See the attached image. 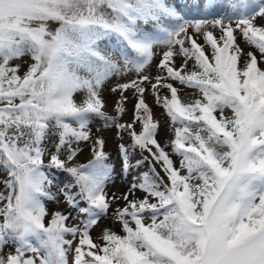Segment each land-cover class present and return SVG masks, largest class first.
Listing matches in <instances>:
<instances>
[{"label":"snow or ice","instance_id":"obj_1","mask_svg":"<svg viewBox=\"0 0 264 264\" xmlns=\"http://www.w3.org/2000/svg\"><path fill=\"white\" fill-rule=\"evenodd\" d=\"M0 264H264V0H0Z\"/></svg>","mask_w":264,"mask_h":264},{"label":"rangeland","instance_id":"obj_2","mask_svg":"<svg viewBox=\"0 0 264 264\" xmlns=\"http://www.w3.org/2000/svg\"><path fill=\"white\" fill-rule=\"evenodd\" d=\"M129 95V102L127 104V113L123 116V119L121 122H126V121H130L132 118V109H133V104H134V98L132 97L131 93L128 94ZM115 99V97L108 95V101H109V110H111L112 107V101ZM148 103L150 105H152V98L149 96L148 98ZM154 110V115L157 118L160 119H164L163 117H161V109L158 108H153ZM93 133L94 135H102L105 139H106V147H105V151L108 152L110 154V162L114 164L115 169H116V178H115V182L113 184H110L109 190L110 191H122V190H126L127 184L126 181L121 173V169H120V164H119V158H118V144L120 143V141L117 139L116 136V130L113 129H105L103 128V124L102 122H95L93 124ZM100 128L101 132L100 133H96V129ZM127 135L125 134V141H127ZM90 150L88 148H85L82 154H79L77 157V162L88 158L90 156ZM61 179H66L65 177H61ZM131 179V175H129L128 180ZM57 207L60 208H64L66 207L65 205H63V203L59 206L54 205V204H49V208L50 209H55ZM73 215H75V213H73ZM102 225H108L111 226V222L110 221H102L101 222ZM99 229L94 230L93 231V236L95 237L98 233Z\"/></svg>","mask_w":264,"mask_h":264},{"label":"trees","instance_id":"obj_3","mask_svg":"<svg viewBox=\"0 0 264 264\" xmlns=\"http://www.w3.org/2000/svg\"><path fill=\"white\" fill-rule=\"evenodd\" d=\"M89 159H91V155L88 158L79 161V163H86Z\"/></svg>","mask_w":264,"mask_h":264}]
</instances>
